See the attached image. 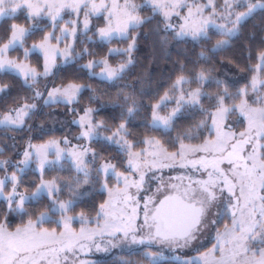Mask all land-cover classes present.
I'll list each match as a JSON object with an SVG mask.
<instances>
[{
	"label": "snow or ice",
	"instance_id": "1",
	"mask_svg": "<svg viewBox=\"0 0 264 264\" xmlns=\"http://www.w3.org/2000/svg\"><path fill=\"white\" fill-rule=\"evenodd\" d=\"M0 134V264H264V0H0Z\"/></svg>",
	"mask_w": 264,
	"mask_h": 264
},
{
	"label": "trees",
	"instance_id": "2",
	"mask_svg": "<svg viewBox=\"0 0 264 264\" xmlns=\"http://www.w3.org/2000/svg\"><path fill=\"white\" fill-rule=\"evenodd\" d=\"M136 1H140V0H136ZM93 23L94 24H101L102 21L94 19ZM144 31H147V29H145ZM157 40H158V37H156L154 34H149L148 36L141 35L140 44H139V51L136 53L137 60L139 61L138 66L135 69L134 74L129 76L127 81H122L121 83H125V82L135 83L137 76L148 71L149 69H151L154 79H159L161 77L162 70H166L168 67H170V63L165 62L162 59H158V67H157V65H150V57L152 55L153 45L155 44V42ZM29 43H31V41H29ZM115 46L123 47L124 45H117L114 43V44L109 45L107 47H115ZM180 47H183V45H181ZM106 50H107V48L104 49L105 52H106ZM156 51H157V55L159 57L160 50H159L158 45H156ZM176 55H177L176 50H175V48H173L172 59H175ZM244 56L245 57L247 56V52L244 53ZM116 59L119 60V57H117ZM82 62H86V61H82ZM244 62L246 63L247 61H244ZM253 63H255V61H253ZM249 79H250V77H249ZM89 82L95 83L94 81H89ZM243 83H244V81H241V84L239 86H241ZM115 90L116 89H111V91H113V92H115ZM85 102H86V98H85ZM57 110L63 111V109H57ZM197 119H199V117H197ZM48 125L51 126V122H48ZM57 127H60V126L57 125ZM76 131L77 130L74 127H72V128L65 127L63 131H57L55 133V135L56 136H63L69 132L76 133ZM0 135H2V134H0ZM8 135H17V137H18L17 143L19 145H23L24 141L19 139L20 136L24 135L23 133H9ZM45 138H47V137H45ZM25 139H26V137H25ZM35 142H40V141L37 140ZM8 143H10V141H8ZM6 155L7 156H14V152L9 150L6 152ZM29 178H31V177H29ZM18 222H19V219L16 221V223H18ZM113 259H114V256L104 257V258L102 257L99 259L97 258V260L103 261L104 264H112Z\"/></svg>",
	"mask_w": 264,
	"mask_h": 264
},
{
	"label": "rangeland",
	"instance_id": "3",
	"mask_svg": "<svg viewBox=\"0 0 264 264\" xmlns=\"http://www.w3.org/2000/svg\"><path fill=\"white\" fill-rule=\"evenodd\" d=\"M134 2L135 3H137V4H141V3H144V0H140V1H136V0H134ZM218 2H222V0H218ZM115 47H118V46H115ZM98 71V70H97ZM243 85V84H242ZM241 85V86H242ZM71 135H74L75 133H72V132H69ZM69 133H67V134H69ZM41 142V141H40ZM34 143H39V142H35L34 141ZM79 211V210H78ZM17 220H18V218H17ZM17 220H14L13 221V226L15 225V223H16V221ZM47 226V225H46ZM76 227L78 228L79 227V225L77 224L76 225ZM111 256H114L113 254H106V253H103V252H95V250H93V253L91 254V255H89L87 258L88 259H92V260H97V258L99 259V258H104V257H111Z\"/></svg>",
	"mask_w": 264,
	"mask_h": 264
},
{
	"label": "flooded vegetation",
	"instance_id": "4",
	"mask_svg": "<svg viewBox=\"0 0 264 264\" xmlns=\"http://www.w3.org/2000/svg\"><path fill=\"white\" fill-rule=\"evenodd\" d=\"M165 171H167V170H165Z\"/></svg>",
	"mask_w": 264,
	"mask_h": 264
}]
</instances>
